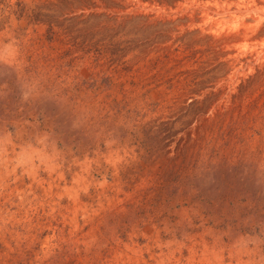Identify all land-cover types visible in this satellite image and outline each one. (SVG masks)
Wrapping results in <instances>:
<instances>
[{
  "label": "rangeland",
  "instance_id": "374dc122",
  "mask_svg": "<svg viewBox=\"0 0 264 264\" xmlns=\"http://www.w3.org/2000/svg\"><path fill=\"white\" fill-rule=\"evenodd\" d=\"M263 50L264 0H0V264H264Z\"/></svg>",
  "mask_w": 264,
  "mask_h": 264
},
{
  "label": "bare ground",
  "instance_id": "6f19581e",
  "mask_svg": "<svg viewBox=\"0 0 264 264\" xmlns=\"http://www.w3.org/2000/svg\"><path fill=\"white\" fill-rule=\"evenodd\" d=\"M258 6V4H256V3H254V7H257ZM242 11V10H241ZM234 14V13H233ZM232 15V14H231ZM264 51V50H263ZM256 54H258V55H260L261 54V52H258V53H256Z\"/></svg>",
  "mask_w": 264,
  "mask_h": 264
}]
</instances>
